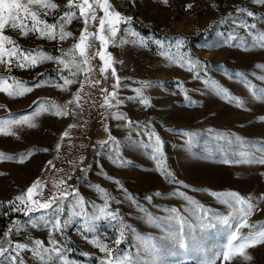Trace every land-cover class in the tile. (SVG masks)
Wrapping results in <instances>:
<instances>
[{"label": "rangeland", "instance_id": "374dc122", "mask_svg": "<svg viewBox=\"0 0 264 264\" xmlns=\"http://www.w3.org/2000/svg\"><path fill=\"white\" fill-rule=\"evenodd\" d=\"M22 2L26 3L27 0ZM53 2L65 9L66 0ZM109 2L114 10L132 17V21L129 24L121 23L118 31V37L129 42L110 44L105 51L111 55L113 67L122 83L131 84L135 88L141 86L136 81L162 82V85L153 83L152 87L143 89L153 107L145 109L136 100L128 101L126 97L134 96L135 93L127 88L118 90V98L125 99V103L118 109L101 107L105 95L102 89L113 91L115 79L111 76V69L105 74L100 73L102 62L96 54L100 45L94 37L90 38L92 47L87 49L92 71L86 77L81 73L76 78L84 83L83 88L79 82L71 85L67 91L55 87L56 83H62L58 79L62 66L55 61H44L36 67L24 69L13 65L10 72L5 65L0 64V76L8 78L9 83L15 77L32 88V91L24 95L8 96L0 92V120L30 114L40 102H54L62 106L73 99L77 90L80 93L79 107L76 104L69 105V111L74 110L75 116L57 117L51 111H43L32 120L35 127H29L28 124L12 125L10 132L14 135L8 131L0 132V153L16 158L0 160V205L4 206L0 208V237L13 220H20L22 230L15 233L13 239L25 243L39 239L45 245L49 239H57L62 245L63 260L58 259L55 253L46 256V259L56 260L57 264H100L105 258L104 253L90 243L92 239L112 247L117 258L124 252H131L135 256L139 245L141 259H162L163 264H203L205 248L220 252L216 264H264V244L245 249V254L252 256L250 261L235 250L232 257L224 261L222 253L227 250L228 233L223 225L201 228L195 217H191L190 222L194 226H185V248L180 249L178 242L165 239L168 236L166 226L158 228L156 224L149 223L145 215L151 212L157 216H166L168 214L162 210L171 206H185L186 202L176 196L177 188L213 211L227 215L233 209L211 196L210 192L235 191L244 198L251 196L258 205V209L249 214L248 226L241 231L247 234L264 229V201L258 199L264 194V175L261 174L264 173V166L244 162L246 155H264L250 147L254 144L264 145V123L259 121V115L264 114V103L256 101L247 85L235 76L237 71L243 72L257 88L264 87V81L259 79L264 76V69L255 67L258 63L264 64V49L257 42L264 35V22L260 20L264 17V7L251 3V0H168L167 5L161 0ZM187 4L193 7L186 8ZM236 7H246L256 13V41L247 35L245 29L232 23V19L251 22L246 14L235 13ZM229 13L232 19H228ZM60 15L62 11L56 10L44 19L53 23ZM83 26L81 19H74L66 25V30L72 31L74 37L64 42L49 41L32 33L22 37L18 31L10 28L5 29V34L16 40L23 50L34 53L43 50L57 56L77 42ZM97 26L98 21L90 23L89 31L95 32ZM133 31L138 35L131 36ZM229 31L244 36L248 47L221 46L218 33L227 34ZM178 37L186 38L185 47L179 53L175 47H169V42L174 45ZM154 38L164 40L163 51L169 52L173 59L160 55L161 49L151 43ZM141 40L149 46L145 47L140 43ZM185 55H190L194 61L207 62L211 78L244 100L245 108L239 109L228 104L202 81L193 79L195 70L189 71L187 67L181 66L180 57ZM225 73L233 79L227 78ZM62 74L68 75L66 70ZM42 80H52L53 83L36 86ZM95 80L101 83H93ZM177 82L187 89L191 99L198 102L196 105H188ZM117 110L125 112L133 122L140 121L143 124L146 120H152L155 131L163 141L166 165L172 176L162 177L157 172L155 162L151 159V149L145 142L146 137H143L145 141L141 140L142 137L136 136L133 129L123 126L125 122L111 119V112ZM106 125L118 141L123 165L116 163L117 157L111 144L94 147L107 139L108 133L104 131ZM209 127L231 130L241 135L247 142L244 147L234 144L227 148L229 158L235 156L241 160L240 163L226 165L220 162L225 154L221 152L223 142H218L209 134ZM174 129L198 132L199 136L193 138L189 149L185 145L187 137L181 138V134ZM65 131L69 135L62 139ZM57 143L61 144L58 152L55 149ZM45 148L47 152L43 151ZM22 154H27L23 161L19 159ZM81 156L85 157L83 162L80 161ZM48 160L53 161L54 167L47 165ZM106 177L119 179L127 195ZM37 179L46 184L45 197L57 191L55 185L61 180L67 181V191L78 193L65 202L64 211L59 214L62 217V230L55 236H50L49 224L40 221L39 217H26L23 213L11 212L7 208L8 200H14ZM97 185L107 190L111 198L110 208L117 210L119 219L126 225V236L120 246L114 243L119 219L114 221L100 215L99 207L103 200L95 189ZM149 196L151 199L146 201L145 197ZM129 197L134 202H130ZM78 198L83 199L85 210L89 211L90 216H100V219L90 221L87 230L82 225L83 217L75 215L79 208L75 209L74 201ZM41 211L30 216H38ZM6 212L8 215H5ZM44 215L50 220L56 215L55 209ZM175 227L178 229L179 226ZM150 244L156 245L158 254L146 250ZM233 244H238V241ZM23 257L24 264H38V260L29 252H24Z\"/></svg>", "mask_w": 264, "mask_h": 264}, {"label": "snow or ice", "instance_id": "6c2138e0", "mask_svg": "<svg viewBox=\"0 0 264 264\" xmlns=\"http://www.w3.org/2000/svg\"><path fill=\"white\" fill-rule=\"evenodd\" d=\"M134 2V0H133ZM164 5L168 4V0H161ZM258 6L264 7V0H251ZM192 4H187L186 8H192ZM213 7H217L213 5ZM62 11V15L56 22L49 23L44 17L52 15L54 11ZM102 12V15L99 13ZM234 12L237 14H246L249 21L235 20L232 19V14L229 13L228 19H232V23L237 25L239 28L246 30L247 35L252 37L256 41V36L254 30L257 28L256 23V13L246 7H236ZM74 19H81L83 21V28L80 31L77 42L73 43L71 47L67 49L66 52L62 51L61 55H51L47 54L45 51L40 50L38 52H31L23 50L20 45L14 40L10 35L5 34V29L10 28L19 32L22 37H27L30 33L38 36L39 38L47 39L49 41L58 40L59 42L67 41L69 38L74 37L72 31L66 30V25L72 23ZM261 22H264V17L260 18ZM98 26L95 32L89 31L90 23L97 22ZM132 21V17L124 16L121 12L113 9L109 0H66L65 9H61L60 4L53 2V0H27V2H22V0H0V64L5 65L7 71H11V67L14 65L17 68H32L36 67L39 63L44 61H55L58 65H61V74L58 79L62 83H56L55 87L61 90L67 91L69 87L73 84L80 83V87L83 88L84 83L78 81L76 78L83 73L85 77L92 71V66L90 64V56L87 49L92 47V42L90 38L94 37L99 41L100 50L96 53L99 60L102 62L99 71L101 74H105L108 69H111V76L115 79L113 84V91L108 92L106 89H102L105 92L103 98V104L101 107H106L108 109L117 108L125 103V99L118 98V90L121 88H127L135 93L134 96H127L126 99L136 100L145 109L153 107L151 99L145 95L143 89L150 88L153 83L157 85H162V82H150V81H136L139 83L140 87L133 88L131 84L122 83L121 78L117 75L116 69L113 67V59L109 53L105 51L110 44H125L129 41L118 37L119 25L121 23L129 24ZM224 21H221L223 23ZM57 28L59 29L57 31ZM135 37L138 34L134 31L130 34ZM220 37L221 46L229 47H241L246 49L248 43L244 36L238 35L235 31H229L227 34L224 32L218 33ZM261 49H264V35L259 37L257 41ZM145 47H148V43L144 40L140 41ZM151 43L161 49L160 55L166 56L169 59L174 57L170 55L169 52L163 51L165 47L164 40L161 38H154ZM186 38L178 37L175 39L174 45L169 42V47H175L177 53L180 52L182 48L185 47ZM78 54V55H77ZM180 62L182 67H187L189 71L195 70V75L193 79L202 81L207 88H211L215 94L227 102L230 105H234L239 109L245 108V101L234 95L228 88L223 87L215 79H212L209 75V69L207 62L201 63L199 60H192L190 55H185L180 57ZM256 68L264 69V64H256ZM67 71L68 75H63L64 71ZM201 73L203 75H201ZM255 75V73H253ZM225 76L229 79H233L232 76L225 73ZM235 76L240 77L245 85H247L248 90L251 92V96L258 102L264 103V87L257 88V86L251 83L245 73L237 71ZM107 79V76H105ZM127 79V78H125ZM260 80L264 81V76L259 77ZM12 82L9 83V79L0 76V92L6 93L8 96L24 95L27 92L32 91L31 87L25 85V83L18 81L15 77L11 78ZM52 80L49 81H39L36 86L41 84H51ZM93 83L100 84V80H95ZM179 90L184 95V100L188 102L189 106L196 105L198 102L191 99L188 95L187 89L180 85ZM80 100L79 90L74 94L73 99L67 101L64 105H57L56 103L40 102L39 106L32 111L30 114L21 115L16 119L0 120V132L8 131L11 133L10 129L12 125H23L28 124L29 127H35L36 125L32 123V120L39 116L43 111H51L57 117H67L69 115L75 116L76 112L69 111L70 104H76L79 107L78 101ZM114 101V103H113ZM111 119L116 121H123V126L125 128L133 129L136 136L142 137L141 140L145 141L143 137H146V143L151 149V159L155 162V168L157 172L162 177H170L172 173L168 170L165 153L163 150V141L160 135L155 131L154 123L152 120H146L143 124L140 121L133 122L129 117H127L125 112L122 111H112ZM259 121L264 123V114L259 115ZM75 125H69V127H74ZM104 131L108 133L106 140L98 142L94 147L106 146L108 144L112 145V150L116 154V163L119 165L124 164V160L121 159V152L118 146V141L114 138L107 127ZM181 134V138L187 137L185 145L190 149L193 142V138L199 136L198 132L187 131L185 129H174ZM210 135L214 136L218 142H223L221 147V152L225 153L220 162L226 165H232L240 163L241 160L233 156L229 158L227 155V148L238 144L244 147L247 142L238 133L231 130H217L212 127L208 128ZM69 133L67 131L62 133L61 138L67 137ZM83 146V145H82ZM255 149V152L264 154V145L254 144L250 146ZM61 148V144L57 143L55 149L58 152ZM35 151V149H33ZM43 151L47 152L48 149L45 148ZM24 155L22 154L19 159L23 161ZM244 155V153H241ZM13 160L16 159L13 156H4L0 153V160ZM84 156L80 157V161L83 162ZM244 162L249 164H258L264 166V155L257 156L256 154H250L245 156ZM47 165L54 167L53 161L48 160ZM2 174V173H0ZM264 175V173H261ZM112 180L122 192L126 195V190L123 188L119 179L113 177H106ZM68 179H71L69 177ZM185 188L184 184H180ZM63 186V187H61ZM57 188L56 192L45 197L44 189L46 184L37 179L32 182L26 190L17 195L14 200L7 201V208L11 212L23 213L26 217H39L40 221H45L49 224V234L50 236H55L56 233L62 230V217L61 213L64 211L65 202L68 201L72 196H77V191L69 192L67 191V181L61 180L55 185ZM188 188V187H187ZM95 189L100 194L103 204L99 207V213L101 216L110 217L114 221L119 219V214L117 210H112L110 208L111 198L109 197L107 190H105L100 185L95 186ZM176 196L182 201L186 202L185 206H171L169 209L162 210L167 213L166 216H157L149 212L146 215V219L149 223L156 224L158 228L167 227L168 236L165 239L173 240V242H178L179 248L184 249L185 245L183 243V234L185 226L192 228L194 225L190 222L191 217H195L196 222L201 228L204 227H216L217 224L223 225L228 233V244L227 250L223 251V260L228 261L233 255V250L244 256L247 261L252 260L251 255L245 254V249L249 246H255L258 244H264V229L258 232H249L244 234L241 229L248 226V217L250 213H253L258 209V205L253 202V198L250 196L244 198L235 191H230L227 193H220L211 191L210 195L222 200L223 203L227 204L233 211L229 212L227 215L213 211L210 207L196 201L192 196L188 195L186 192L181 191L179 188L175 190ZM151 197H145V200H150ZM260 201H264V194H261L258 198ZM130 202H134L133 198L129 197ZM75 209L79 208V211L75 212V215L83 217V228L85 230L89 229L90 221L100 219V216L89 215V211L85 210V202L82 198H78L74 201ZM236 206H239L238 209ZM0 205V208H3ZM97 207V206H96ZM55 209L56 215H53L49 220L44 214L51 213ZM42 210V211H41ZM41 211L38 216H30V214ZM143 211V210H141ZM5 215H8L6 212ZM21 221L13 220L12 223L7 227V230L2 233L0 237V264H24V252L31 253L37 260L38 264H57L56 260L46 259V256H51L55 253L57 258L63 260V249L62 245L57 239H49L47 245L45 242L39 239H33L27 243L14 240L13 236L15 233L21 231ZM118 234L115 238V245L120 246L125 239L127 228L125 223L119 219L118 223ZM178 225V229L175 227ZM151 239V238H149ZM234 241H238V244H233ZM90 243L95 245L100 252L104 253V259L100 261V264H163L162 259L144 260L140 258L141 249L139 245L137 246V251L135 256L131 252H124L118 258L114 254V250L108 244L100 243L96 239L90 240ZM153 253H159V249L155 244H150L147 246ZM87 255V254H86ZM203 255L206 257L203 264H216V258L220 255L219 251L215 249L209 250L204 249Z\"/></svg>", "mask_w": 264, "mask_h": 264}]
</instances>
